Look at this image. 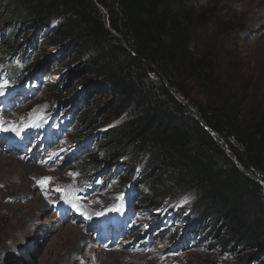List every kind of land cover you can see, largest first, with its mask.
<instances>
[{
	"label": "rangeland",
	"instance_id": "obj_1",
	"mask_svg": "<svg viewBox=\"0 0 264 264\" xmlns=\"http://www.w3.org/2000/svg\"><path fill=\"white\" fill-rule=\"evenodd\" d=\"M182 2L181 12L195 23L190 53L206 56L210 66L215 61L222 92L249 118L262 116L264 0ZM5 10L0 31L7 35ZM19 32L18 45L37 33ZM44 33H37L42 48L30 64L9 67L7 39L0 40V85L9 68L22 72L18 82L0 88V205L10 207L0 216V264H232L233 257L220 258L215 248L184 251L179 238L172 240L173 226L179 234L190 226V193L178 190L149 205L136 182L141 168L131 169L119 149L99 148L95 140L123 120L104 112L113 101L109 89L94 79L86 59L52 46ZM195 98L204 100L201 91ZM94 116L93 131L78 140L82 122ZM94 160L101 167L87 174L83 167ZM44 177L51 179L41 188L37 181ZM109 180L119 185L116 193L107 191ZM113 215L122 223L117 233Z\"/></svg>",
	"mask_w": 264,
	"mask_h": 264
},
{
	"label": "trees",
	"instance_id": "obj_2",
	"mask_svg": "<svg viewBox=\"0 0 264 264\" xmlns=\"http://www.w3.org/2000/svg\"><path fill=\"white\" fill-rule=\"evenodd\" d=\"M1 6L10 26L7 35L0 31L9 67L40 55V31L52 46L86 59L112 96L108 119L123 118L104 139L95 137L99 148L119 149L131 169L141 168L136 182L149 205L178 190L190 193V226L182 234L173 226L172 240L179 238L184 251L215 248L232 264H264V113L249 118L222 92L216 62L190 53L195 23L181 12L182 0H0ZM21 28L37 33L18 45ZM21 75L9 68L3 77L16 83ZM97 120L85 118L75 137L86 140ZM100 167L94 160L83 170ZM108 184L116 193L115 180Z\"/></svg>",
	"mask_w": 264,
	"mask_h": 264
},
{
	"label": "snow or ice",
	"instance_id": "obj_3",
	"mask_svg": "<svg viewBox=\"0 0 264 264\" xmlns=\"http://www.w3.org/2000/svg\"><path fill=\"white\" fill-rule=\"evenodd\" d=\"M7 86V82H5L3 85H0V88L6 87ZM3 93L0 92V95H2ZM2 123V122H0ZM13 131H15L16 129H12ZM69 175H75L73 173H70ZM50 177H44L42 178L40 181H37V183L40 185L41 188L45 187L46 183L50 180ZM56 191H61V189H56ZM46 197H47V193H45ZM78 199V197H77ZM69 203H71V200L68 201ZM51 203V201H50ZM73 207L77 209V211H79V206L77 204H73Z\"/></svg>",
	"mask_w": 264,
	"mask_h": 264
},
{
	"label": "bare ground",
	"instance_id": "obj_4",
	"mask_svg": "<svg viewBox=\"0 0 264 264\" xmlns=\"http://www.w3.org/2000/svg\"><path fill=\"white\" fill-rule=\"evenodd\" d=\"M0 141H1V138H0ZM1 143V142H0ZM5 152H7V151H5ZM1 198H3V196H0V199ZM10 207H3L2 206V204L0 205V216L1 215H4L5 214V212H7V210L9 209ZM120 210L118 209V210H115V212H117L116 213V216H118V214L120 213L119 212ZM114 214V213H113ZM125 214V213H124ZM113 220L115 221V215H113ZM116 222V221H115ZM116 224H118V226L120 227L121 226V224L122 223H116ZM118 230V229H117ZM117 230H116V233H117ZM113 237V236H112ZM77 240H73V243L75 244V243H77L76 242Z\"/></svg>",
	"mask_w": 264,
	"mask_h": 264
},
{
	"label": "clouds",
	"instance_id": "obj_5",
	"mask_svg": "<svg viewBox=\"0 0 264 264\" xmlns=\"http://www.w3.org/2000/svg\"><path fill=\"white\" fill-rule=\"evenodd\" d=\"M108 221H109V219H108ZM113 221L114 220H112V224L114 223L113 224V229H114V232H116V230L119 229L120 227L118 225H116V222L115 221L114 222Z\"/></svg>",
	"mask_w": 264,
	"mask_h": 264
}]
</instances>
